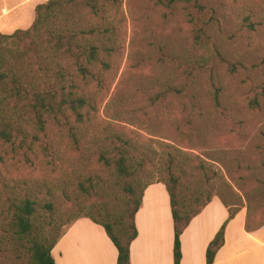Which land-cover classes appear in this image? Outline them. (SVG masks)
<instances>
[{
  "label": "trees",
  "instance_id": "1",
  "mask_svg": "<svg viewBox=\"0 0 264 264\" xmlns=\"http://www.w3.org/2000/svg\"><path fill=\"white\" fill-rule=\"evenodd\" d=\"M164 1L168 7L196 4V0ZM124 20L122 0H46L35 5L34 18L27 28H17L12 33L0 32V181L4 183L0 202L2 258L11 252L12 259L25 256L29 264H55L51 249L59 237L74 220L88 217L104 228L115 245L116 264H130L129 246L137 234L134 215L144 187L151 183L138 187V167L146 164L147 157L156 154V148L142 137L143 133L134 137L130 134H136L134 131H120L115 118L106 119L100 111L102 102L112 94L111 88L125 55ZM198 34L195 36L199 37ZM176 70V76L156 78L152 89L139 90L146 103L142 100L143 105L138 109L156 106L172 95L175 97L171 98L179 99L182 108L195 105L196 93L192 90L197 76L193 73L194 66L178 63ZM212 83L211 95L218 106L221 87L215 86L213 79ZM248 103L255 107L259 101L253 96ZM122 109L118 110L120 116L124 113ZM49 124L65 132L71 149L80 158L91 152V142L101 141L104 145L109 140L113 144L114 153L106 156L100 151L97 160L111 175L123 180L124 198L119 210L110 212L100 201L91 202L78 206L77 210L82 214L64 225L57 219L60 215L56 212L60 208L54 206L53 199L59 192L64 199L71 200L65 188L51 187L47 190L49 198L43 200L36 196L35 188L26 190L4 182L7 153L11 154L9 159L19 158L14 163L17 168L32 166L30 155L36 157L37 148L44 158H49L46 162L52 169L62 165L58 144L43 140ZM172 148L162 152L166 168L162 179L156 181L165 185L170 197L173 264H179L180 234L213 194L206 186L187 187L185 168L190 159L182 155L181 150ZM202 175L207 184L209 176L205 171ZM76 182L79 194L86 197L102 191L105 183L101 176L89 174L77 178ZM184 192L190 195L186 197ZM219 198L229 207V213L206 247V264H213L214 255L224 241L226 225L240 206H230ZM251 209L246 205V230L264 224V219L258 218ZM46 211L48 229L44 222L39 225V219ZM61 225L65 226L63 230L53 232Z\"/></svg>",
  "mask_w": 264,
  "mask_h": 264
},
{
  "label": "rangeland",
  "instance_id": "2",
  "mask_svg": "<svg viewBox=\"0 0 264 264\" xmlns=\"http://www.w3.org/2000/svg\"><path fill=\"white\" fill-rule=\"evenodd\" d=\"M44 1L0 0V32L27 28L34 18L35 5ZM163 3L122 0L125 55L112 94L100 106L101 114L106 119L115 118L120 131H134L136 134L130 133L134 137L143 133L142 137L155 146L156 154L138 167V187L162 179L166 168L162 152L174 147L190 159L191 164L185 168L187 187L206 186L213 197H221L233 207L250 205L251 212L264 219V0H196L194 5L177 7ZM178 63L195 68V105L182 108L172 95L156 106L138 109L143 101L146 103L139 90L152 89L158 77L176 76ZM212 79L221 87L218 106L211 95ZM253 96L258 106L249 105ZM120 108L124 110L122 117ZM59 130L49 124L43 140L58 144L61 167L52 169L39 148L36 157L30 155L32 166L17 168L14 163L19 158L9 159L11 154L7 153L4 182L26 190L35 188L36 196L43 200L49 198L47 190L51 187L65 188L71 200L59 192L53 199L54 206L60 208L57 219L64 225L82 214L78 206L91 202L100 201L110 212L119 210L124 198L123 180L111 175L97 160L100 151L112 155L113 144L109 140L104 145L91 142V152L80 158L71 149L65 132ZM204 171L209 176L207 184ZM86 174L101 176L105 181L104 189L91 197L79 194L76 184V179ZM3 184L0 181V202ZM47 214L42 213L39 219L45 229ZM93 215L101 219L97 213ZM64 225L53 232L63 230ZM7 254L2 258L0 252V264H29L25 256L15 260L11 252Z\"/></svg>",
  "mask_w": 264,
  "mask_h": 264
},
{
  "label": "crops",
  "instance_id": "3",
  "mask_svg": "<svg viewBox=\"0 0 264 264\" xmlns=\"http://www.w3.org/2000/svg\"><path fill=\"white\" fill-rule=\"evenodd\" d=\"M228 213L229 207L214 196L192 217L180 234L179 264H206V247ZM245 219L246 207L238 206L213 264H264V224L246 230ZM134 223L137 234L129 246L130 264H173L170 197L162 182L144 187ZM117 254L104 228L88 217L68 225L51 249L55 264H116Z\"/></svg>",
  "mask_w": 264,
  "mask_h": 264
}]
</instances>
